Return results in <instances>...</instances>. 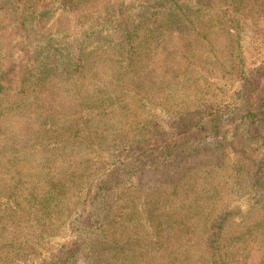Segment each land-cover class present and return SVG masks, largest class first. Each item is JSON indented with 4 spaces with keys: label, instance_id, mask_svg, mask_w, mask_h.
<instances>
[{
    "label": "trees",
    "instance_id": "16d2710c",
    "mask_svg": "<svg viewBox=\"0 0 264 264\" xmlns=\"http://www.w3.org/2000/svg\"><path fill=\"white\" fill-rule=\"evenodd\" d=\"M4 2L21 17V49L16 61L0 49V264H113L123 243L148 264H242L252 244L264 248V219L242 244L224 241L232 220L264 204V0ZM90 69L80 112L43 109L53 80L83 88ZM119 115L127 134L107 144L106 118ZM25 120L47 159L25 155L23 130L9 125ZM195 158L228 175L226 206L176 220L169 233L186 238L171 245L151 203L122 204L145 174Z\"/></svg>",
    "mask_w": 264,
    "mask_h": 264
},
{
    "label": "rangeland",
    "instance_id": "374dc122",
    "mask_svg": "<svg viewBox=\"0 0 264 264\" xmlns=\"http://www.w3.org/2000/svg\"><path fill=\"white\" fill-rule=\"evenodd\" d=\"M4 3V0H0V49L7 56L12 55V58L8 59L16 61L19 59L18 51L21 49L19 43L21 40H15V34H20L17 30L20 27L19 20L21 17L14 14L12 9L9 10L8 7H5ZM28 23L29 21H27ZM25 30L31 33L28 27H25ZM38 36H40L39 33ZM250 36V34L247 35V42H249ZM178 42V40H174L173 43L176 46ZM2 59L7 60L5 57ZM253 62L252 58L247 55V71H251L254 68ZM93 72L94 70L90 69L89 75L79 82L84 86L83 88H78V84L74 82V76L72 75L60 76L53 80L42 94L43 109L64 116H72L80 112V104L86 102L89 97L87 82L90 81V76L93 75ZM216 82L217 80L215 79L213 83ZM183 98L179 95L172 96L167 98L166 103L170 107L176 108L182 104L181 99ZM125 123L127 121L120 119V115L112 121L106 118L105 127L107 125L112 126L109 132L105 133L108 137L107 141H109L107 144L119 142V139L127 134L128 127L124 129ZM9 125L16 128L20 126V129L23 130V137L19 144L24 149L27 157L37 156L34 158L36 162L41 161V159H47L46 153L37 152L32 146L38 131V124L36 122L25 120L21 124L10 123ZM128 134L130 137L132 136V133ZM211 161L216 163L213 160ZM209 163L207 159L195 158L187 163L165 168L161 172H149L142 178L141 189L138 192L129 193L130 195L125 198L122 205L128 206L131 203L138 206L140 201L151 203L150 210H153L155 216H157V218L153 217L156 219L155 226H159L158 229L162 230L163 239H168L171 245L175 240L185 239L186 234L184 233H169L170 227L176 224V220L185 225L194 224V222L199 221L204 222L218 216L226 206L227 190L221 191L220 186L223 184V180H228V175L222 172V169H219L218 166L212 168L208 165ZM129 197L132 198L130 199ZM187 209H190L194 213L192 220L185 218L186 214H188ZM198 212L205 215V218L196 220L195 213L198 214ZM173 214L174 218L172 219ZM262 219H264V204H261L248 217L245 216L239 220L237 218L232 220L225 229L224 241L234 242L237 245L242 244V234H247V228L255 225ZM124 228H126V231H129L130 226L125 225ZM122 246L123 253H121L120 258L118 261H112L111 263L148 264L142 248L126 243H123ZM240 257H242V264H263L264 248L257 241V244H252L248 247V250L242 253Z\"/></svg>",
    "mask_w": 264,
    "mask_h": 264
}]
</instances>
